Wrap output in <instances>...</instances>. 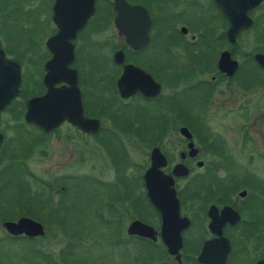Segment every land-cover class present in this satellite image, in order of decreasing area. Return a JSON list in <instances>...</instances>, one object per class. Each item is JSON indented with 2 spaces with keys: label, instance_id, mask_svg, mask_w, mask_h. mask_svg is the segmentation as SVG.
Returning <instances> with one entry per match:
<instances>
[{
  "label": "flooded vegetation",
  "instance_id": "obj_1",
  "mask_svg": "<svg viewBox=\"0 0 264 264\" xmlns=\"http://www.w3.org/2000/svg\"><path fill=\"white\" fill-rule=\"evenodd\" d=\"M262 15L264 0H259L248 11L250 27L229 42L228 23L215 0H0V47L5 57L20 67L17 95L6 108L21 95L24 81L26 87L28 84L22 65L25 55L5 48L1 40L3 30L8 32L14 46L35 48L30 57L39 64L34 67L35 71L32 70L33 74L39 75H35L37 88L35 94L26 100L46 92L43 83L47 73L45 64L55 54L58 69L66 67L75 72L83 116L98 121L94 133H84L66 121L45 133L24 120L22 126L0 119V171L21 172L35 182L28 158L36 149H39L37 154L47 155L53 137L60 140L54 134L62 126L68 132L89 138L94 151L93 139L100 133L110 136L114 126V119L110 117L109 125L104 127L102 117L117 113L115 109L110 110L103 98V94L109 93L103 84L104 78L108 77L111 93L120 103L121 110L134 101L164 114L169 129L167 132L158 130L161 134L159 143L163 134L173 133L178 136L176 144L171 145L173 149L167 153L153 146L149 154L153 148L159 150L165 159V166L161 169L165 175L170 176L175 165H182L186 172L182 177H173L172 185L179 218L184 220L170 225L171 235L164 240L161 238V215L148 199L143 182V173L149 167V154L148 163L140 169L137 181L111 199V219L107 221L115 223L118 238L115 244L121 246L122 255L126 256L127 250L134 252L137 255L134 264H150L152 261L159 264H206L198 261L205 245L208 247L205 259L212 261L225 244L228 251L224 264L264 261V113L260 112L256 117L254 108H251L256 92L258 99H264V69L254 61V55H264V47L249 54L242 52L241 55L247 54L246 62L238 56L239 38L252 28L261 29L264 25ZM213 28H218L219 33L212 39L206 38V31ZM256 37L255 43H264V34H256ZM224 53L236 63L231 74L218 69V60ZM92 57L103 63V68L97 71L98 83L94 85L88 84L87 77L81 78L80 70ZM127 66L137 69L141 75L130 77L126 84L151 88L156 84L158 93L144 96L136 92L120 99L116 81ZM246 66L260 73L263 86L258 90L249 82H239V70ZM85 86L96 103L91 108H86L84 102ZM63 87H67L63 81L52 84L53 89ZM145 90L152 92L150 88ZM216 104L226 109V113L233 112V118L211 119L209 112ZM24 125L37 131L39 137L32 139ZM181 129H185L189 137L183 136ZM224 131H230L231 135L226 137ZM63 137L68 139L70 136ZM140 137L136 138L141 141L145 136ZM170 142L167 139V143ZM23 186H28L26 180ZM47 188L44 207L48 214L53 208L50 204L54 189L52 185ZM4 205H0L1 210ZM59 206H64V201H60ZM26 212H14L9 216L3 213L0 220L29 218ZM53 218L57 217L50 219ZM132 222L151 229L152 232H145L154 239L128 234ZM180 226L183 227L177 243L172 234ZM134 246L152 250L154 260L140 256L141 253L133 250Z\"/></svg>",
  "mask_w": 264,
  "mask_h": 264
},
{
  "label": "rangeland",
  "instance_id": "obj_2",
  "mask_svg": "<svg viewBox=\"0 0 264 264\" xmlns=\"http://www.w3.org/2000/svg\"><path fill=\"white\" fill-rule=\"evenodd\" d=\"M261 20L264 22V15L261 16ZM217 29L206 31V38L215 37L219 33ZM256 34H264L263 24L261 29L252 28L239 38L238 56L242 62L248 60L247 54L241 55L242 52L249 54L253 50L263 49L264 43H255ZM1 40L5 48L7 46L8 49L21 51L25 55L26 60L22 65L26 71L25 80L28 87L24 81L21 95L11 102L3 114H0V119L23 126V104L28 97L35 94L38 79L35 77L39 76L36 72L33 74L34 67L39 64L35 58L30 57L35 48L14 46L6 30L1 31ZM101 68L103 63L98 58L92 57L86 65H82L81 78L87 77L88 84L94 85L98 83L97 71ZM238 78H240L239 82L253 84L256 90L263 86L260 73L250 66L242 67ZM107 79L108 77L104 78L103 84L109 89V93L103 94V98L110 110L115 109L117 113L113 114L115 116L106 114L102 117L104 127L109 125L110 117L114 119V126L110 136L100 133L93 139L94 151L89 138L68 132L62 126L54 134L60 140L53 137L47 155L37 154L39 149H36L35 155L32 154L28 158L29 161L27 160L32 176L36 179L35 182L21 172L0 171V205L5 204L3 210L0 209V214L9 216L14 212L22 213L26 210L25 215L33 216L34 219H30L39 222L44 231L41 237L32 240L10 242L5 238L0 220V264H123L124 262V264H134L133 259L137 255L127 250L126 256H123L121 246L115 244L118 239L115 223L107 221L111 219L110 205L113 204L111 199L127 191L130 185L137 181L140 169L145 168L144 165L148 163L151 147L158 146L167 153L173 149L171 145L176 144L178 136L175 133V135L165 133L159 143L161 134L158 130L167 132L169 129L164 114L134 101L123 106L121 110L120 103L111 93ZM83 91L86 108H91L96 104L95 100H91L86 86ZM94 96L96 99L97 95ZM254 98V105L251 108H254V115L257 117L258 113H264V99H258L257 92ZM212 108L209 112L211 119L233 118V112L230 110L226 113V109L217 104ZM24 127L32 139L39 137V133L33 128L27 125ZM224 134L229 137L231 132L224 131ZM64 135L70 137L66 139ZM140 135L145 136L141 141L136 138ZM167 139L171 140L169 144ZM23 179L28 182L25 188ZM51 185L54 189L53 202L49 204L53 208L47 214L44 206L47 204V186ZM60 201H64V206H59ZM23 205L26 207L25 210ZM48 216L57 218L51 220ZM133 250L141 253L140 256L147 260L151 257L154 260L155 255L147 247L134 246ZM150 264L159 263L152 261Z\"/></svg>",
  "mask_w": 264,
  "mask_h": 264
},
{
  "label": "water",
  "instance_id": "obj_3",
  "mask_svg": "<svg viewBox=\"0 0 264 264\" xmlns=\"http://www.w3.org/2000/svg\"><path fill=\"white\" fill-rule=\"evenodd\" d=\"M258 2L259 0H215L217 8L228 23L226 34L229 42H233L241 31L250 27L251 20L248 17V11ZM254 61L264 69V55H254ZM58 64L59 62L55 54L45 64L47 73L43 77V83L46 85L47 90L41 96L26 100L23 120L26 123L35 125L45 133L52 131L64 121L84 133L96 132L98 121L87 119L83 116L80 93L76 86L75 72L66 67L60 70L58 69ZM235 67L236 63L231 61L227 54H221L218 60V69L220 71L231 74ZM124 70L123 75L116 81L117 93L120 99H126L136 92H140L144 96H153L158 93L159 88L156 84L153 85L154 88L140 84H126L125 81L130 77H140L141 72L131 66L125 67ZM61 81L65 82L67 87L52 88V84L54 85V83ZM19 82V65L6 58L0 47V113L7 106L8 102L16 96ZM147 88H150L152 92H146L145 89ZM180 133L183 136L189 137L185 129H181ZM164 166V157L157 148H153L149 154V167L143 173V182L148 199L159 211L162 218V240L167 237L169 238V234L171 235L170 225L180 224L184 220L179 218L178 204L172 185L173 177H182L186 173L182 165H175L171 170V175H165L161 171ZM182 227L174 229V233L172 234L177 243L179 242L178 233ZM1 228L10 237L23 236L33 239L41 237L44 234L42 225L27 217H21L16 221L1 222ZM145 230L152 232L151 229H147L141 223L132 222L129 225L128 234L151 237ZM151 238L154 239L153 236ZM175 251L170 252V254ZM227 251V245L224 244L223 250L219 253L216 260L209 261L205 259L208 252V247L205 245L198 256V261L206 264H224ZM258 264H264V261Z\"/></svg>",
  "mask_w": 264,
  "mask_h": 264
},
{
  "label": "trees",
  "instance_id": "obj_4",
  "mask_svg": "<svg viewBox=\"0 0 264 264\" xmlns=\"http://www.w3.org/2000/svg\"><path fill=\"white\" fill-rule=\"evenodd\" d=\"M140 138L142 139V137H140ZM28 217L34 219L33 216H28ZM5 238L8 239V241H10V242L19 241V240H22V239L23 240H27V241L30 240V239H27V238H24V237H15V238H13V237H10V236H7V235L5 236Z\"/></svg>",
  "mask_w": 264,
  "mask_h": 264
}]
</instances>
